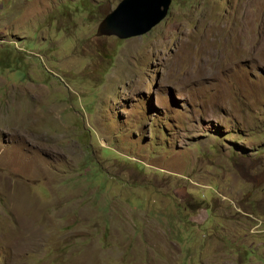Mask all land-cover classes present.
<instances>
[{
	"label": "rangeland",
	"instance_id": "1",
	"mask_svg": "<svg viewBox=\"0 0 264 264\" xmlns=\"http://www.w3.org/2000/svg\"><path fill=\"white\" fill-rule=\"evenodd\" d=\"M0 0V264H264V0Z\"/></svg>",
	"mask_w": 264,
	"mask_h": 264
},
{
	"label": "water",
	"instance_id": "2",
	"mask_svg": "<svg viewBox=\"0 0 264 264\" xmlns=\"http://www.w3.org/2000/svg\"><path fill=\"white\" fill-rule=\"evenodd\" d=\"M171 0H121L100 21L97 35L126 39L146 33L167 14Z\"/></svg>",
	"mask_w": 264,
	"mask_h": 264
}]
</instances>
